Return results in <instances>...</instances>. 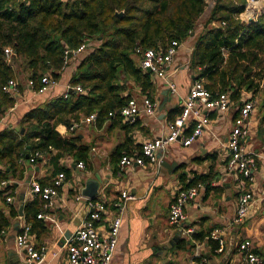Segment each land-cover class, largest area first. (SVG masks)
I'll return each instance as SVG.
<instances>
[{
	"label": "crops",
	"instance_id": "obj_1",
	"mask_svg": "<svg viewBox=\"0 0 264 264\" xmlns=\"http://www.w3.org/2000/svg\"><path fill=\"white\" fill-rule=\"evenodd\" d=\"M210 11H204L203 15L208 18ZM191 49V40L187 39L180 45L168 71L169 80L176 86L174 93L165 81L151 75L155 88L153 101L158 104L152 116L141 112L132 123L113 116L100 127L96 126L92 117L82 118L71 125L75 126L73 129L64 125L56 127V132L62 137H76L78 145L87 146L89 150L83 169L77 167L78 162L71 155H65L59 161L58 166L67 171L66 182L59 189L53 208L43 210V201L31 193V185L48 184L56 175L54 166L50 164L56 151L51 149L49 154L40 153L34 163H30L29 159L19 161L22 177H11L8 180L11 189L0 198V264H28L26 250L16 244V237L24 224L31 226L27 248L34 251L44 249L42 260L36 264H68L67 242L72 239L88 211L87 197L81 195V190L89 178L100 183L93 200L107 204V211L97 224L102 236L107 233L109 220L116 215L112 204L119 198L120 192L127 191L131 196L125 204L117 247L110 264H192L195 261L200 264H245L243 253L238 250V245L244 240L252 243L253 253L264 264V145L257 136V108L248 120L249 136L245 142L247 149L255 155L254 182L247 186V190L253 193V201L246 217L238 223L235 217L241 193L239 175L226 168L229 157L226 143L238 116L236 105L223 114L204 110L210 123L203 136L188 147L180 143L170 145L165 152L157 154L159 164L147 162L144 167L133 165L124 170L120 168L121 157L138 155L144 141L163 136L169 118L179 115L194 82V75L188 69ZM83 55L71 58L61 71L57 84L43 94L35 93L26 80L19 85L18 94L13 97L8 95L14 103L0 120V132L4 129L20 130V121L27 112L75 92H69L68 86L72 87L71 76ZM137 64L139 66V60ZM66 69H69L67 82L59 85ZM17 72L18 77L22 75ZM122 81L126 85L124 96L128 95L138 102L146 99L133 81ZM79 94L85 95L86 92ZM245 100H250V94L242 95L241 102ZM192 123L188 124L186 134L190 133ZM2 167L0 165V169ZM200 176H208L211 180L200 183L202 188L185 207L184 218L171 224L169 209L177 190ZM77 196L83 199L76 201ZM7 198L11 201L8 202ZM20 205L23 206L21 211ZM33 208L41 209L45 218L34 220ZM188 230L191 232L185 234ZM214 231L218 232L221 251H212L207 238L203 242L192 238L194 233L211 234Z\"/></svg>",
	"mask_w": 264,
	"mask_h": 264
},
{
	"label": "trees",
	"instance_id": "obj_2",
	"mask_svg": "<svg viewBox=\"0 0 264 264\" xmlns=\"http://www.w3.org/2000/svg\"><path fill=\"white\" fill-rule=\"evenodd\" d=\"M245 5L246 0H215L198 30L205 0H0V120L14 103L2 92L4 84L17 76L14 64L22 66L19 71L38 89L45 74L59 80L65 60L72 58L69 53L82 44L87 47L70 79V85L80 86L85 95L71 92L55 98L27 112L20 130L0 132V183L21 178L19 161L36 152L56 151L50 160L54 175L67 174L58 166L65 155L85 163L88 147L78 145L76 137H62L56 127L69 129L82 118L91 117L100 127L111 118L109 113L130 99L123 94L126 85L122 79L133 81L141 94L153 101L151 74L138 66L137 51L164 50L172 41L191 40L188 69L212 98L227 94L236 106L245 93L251 101L259 100L257 136L264 145V13L244 24L237 16ZM120 12L122 16H116ZM6 48L12 50L9 61ZM208 179L194 178L182 189L205 184ZM8 189L11 185L0 191V198ZM33 209V219L38 220L41 209ZM192 238L199 242L207 238L212 251L221 249L219 240H212L210 233H194Z\"/></svg>",
	"mask_w": 264,
	"mask_h": 264
},
{
	"label": "built area",
	"instance_id": "obj_3",
	"mask_svg": "<svg viewBox=\"0 0 264 264\" xmlns=\"http://www.w3.org/2000/svg\"><path fill=\"white\" fill-rule=\"evenodd\" d=\"M206 7L204 11H210L215 5V0H205ZM204 13V12H203ZM260 13H264V9L258 6V0H246V5L242 13L237 18L244 24L254 21ZM182 43L170 42L166 49H147L139 52V67L156 78L162 79L168 84L171 92H175V84L169 80L168 71L172 65L173 59ZM86 45L82 44L74 52L69 53V56L77 59L81 53L86 52ZM7 60H10L12 50L4 49ZM70 60L66 59L61 69L63 71ZM148 73V72H147ZM57 81L50 76H44L41 79V87L35 89V93L43 94L49 88L54 87ZM28 86L34 88L32 81L28 82ZM19 83L15 79L7 81L2 87V92L15 96L18 94ZM77 93H84L80 86L69 87ZM234 103L230 100L227 94H220L216 98H212L211 94L204 88L199 80H195L191 85L186 98L183 101L180 114L166 125V132L163 136L144 141L140 146V153L136 156H123L120 159V168L122 170L132 168L133 165L144 167L147 162L153 164L158 163L157 154L165 152L168 147L174 143H180L183 147L190 146L195 140L203 136L207 130L210 120L203 113L204 110H214L219 114L226 113L233 108ZM158 107L157 102L144 99L138 102L135 98H130L126 105L119 110L109 113L110 117L119 116L126 122L132 123L141 112L148 116H152ZM256 110L254 101L245 100L237 106L238 116L234 120L229 131L226 147L229 154L226 168L227 171L235 172L239 175L238 187L240 194L237 201V211L235 222L242 221L247 213L251 202L253 201V193L247 190L248 185L254 182L253 171L255 169V155L247 149L245 144L249 136L248 120ZM192 123V129L189 134H186L188 124ZM75 126H71L73 129ZM40 156L36 152L31 158L30 163H34L35 159ZM77 167L84 168L82 162L77 163ZM66 175L64 172L57 173L49 184L41 186L39 183H32L31 193L40 198L43 204V210H49L55 205V199L58 197L59 189L65 184ZM10 183L2 181L0 183V191H4ZM202 188L201 184L189 187L187 189H178L172 204L169 209L168 220L171 224L178 223L184 218V209L187 204L192 201ZM83 199L81 196L75 198L76 201ZM131 199L127 191L120 192L119 198L112 204L115 208L116 215L108 222V230L105 236H102L97 228V224L102 220L103 215L107 211V204L101 201L86 198L87 214L85 219L80 223L77 230L73 234L71 240L66 245V255L68 264H110L115 253L119 230L121 226L122 214L125 210L126 202ZM11 201V198H7ZM262 201L264 202V192L262 193ZM36 218L42 220L45 218L43 211L37 214ZM191 230L185 232L188 234ZM210 236L217 240L218 232L214 231ZM31 237V226L24 224L21 226L20 233L16 237L17 247L26 250L27 263L36 264L42 260L44 249L34 251L27 248V243ZM253 246L249 240H244L238 245L239 252L243 253V261L245 264H261L260 258L252 251ZM219 251H221L219 249ZM192 264H200L195 261Z\"/></svg>",
	"mask_w": 264,
	"mask_h": 264
},
{
	"label": "rangeland",
	"instance_id": "obj_4",
	"mask_svg": "<svg viewBox=\"0 0 264 264\" xmlns=\"http://www.w3.org/2000/svg\"><path fill=\"white\" fill-rule=\"evenodd\" d=\"M258 6L260 7V8H262V10L264 9V0H258ZM206 19H207V16L206 15H203L201 18H199V20H198V23H197V29L199 30L200 28H202L203 27V25H204V23H205V21H206ZM85 53V52H84ZM84 53H81L80 54V56L81 55H83ZM87 53V52H86ZM74 62V61H73ZM76 62V61H75ZM19 63H16V64H14V69H15V71H16V73H18L17 71H19V70H21V68L20 67H22V66H20V65H18ZM20 66V67H19ZM24 68V67H23ZM22 68V70H24ZM68 72H69V69H66L63 73H62V78H61V81H60V83H59V85H65V83L67 82L66 80H67V78H68ZM15 80L19 83V85L21 84H23V83H25L26 82V80H27V76H26V74L25 73H23L21 76H17L16 78H15ZM255 102V105H256V107H257V104H258V102H259V100H257V101H254ZM256 116H257V113H256Z\"/></svg>",
	"mask_w": 264,
	"mask_h": 264
},
{
	"label": "water",
	"instance_id": "obj_5",
	"mask_svg": "<svg viewBox=\"0 0 264 264\" xmlns=\"http://www.w3.org/2000/svg\"><path fill=\"white\" fill-rule=\"evenodd\" d=\"M122 14H123V12L116 13V16L121 17ZM147 72L149 73V71H147ZM70 91H71V89L69 90V92ZM23 131L24 130L21 129V133H23ZM28 158H29V156L26 155L25 159H28ZM99 186H100V183H99L98 180L93 179V178L86 179L84 187L81 190V195L84 196V197L93 199L96 196L97 192H98ZM22 207L23 206L20 205V207H19L20 211H21Z\"/></svg>",
	"mask_w": 264,
	"mask_h": 264
}]
</instances>
